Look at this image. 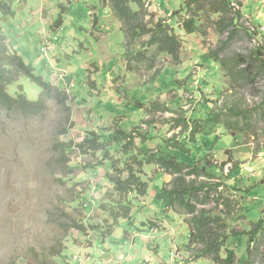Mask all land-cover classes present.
Here are the masks:
<instances>
[{
    "label": "rangeland",
    "instance_id": "rangeland-1",
    "mask_svg": "<svg viewBox=\"0 0 264 264\" xmlns=\"http://www.w3.org/2000/svg\"><path fill=\"white\" fill-rule=\"evenodd\" d=\"M0 1L14 12L0 7L1 43L57 89L35 117L0 110V264H215L184 258L204 247L189 242L199 216H220L227 229L210 230L241 233L237 258L264 264V225L249 233L264 222V72L253 55L264 44V0H230L222 13L213 12L221 0H142L181 39L179 62L145 50L148 36L127 47L101 0ZM192 16L198 31L189 34L183 22ZM136 52L145 60L129 67ZM19 86L33 102L43 93L21 77L9 94ZM92 132L110 151L73 147L62 165L54 145ZM118 133L132 138L107 142ZM170 153L189 165L181 174L157 163ZM130 173L148 192L134 195L122 219L130 194L112 179ZM172 190L187 192L189 206L157 197Z\"/></svg>",
    "mask_w": 264,
    "mask_h": 264
},
{
    "label": "trees",
    "instance_id": "trees-1",
    "mask_svg": "<svg viewBox=\"0 0 264 264\" xmlns=\"http://www.w3.org/2000/svg\"><path fill=\"white\" fill-rule=\"evenodd\" d=\"M103 6H108L113 15L118 19L119 22L122 23L121 30L123 31L126 38V46L130 48L136 47V42L142 40L143 37L148 36L149 40L144 43V49L149 50L152 47H156L159 53H165L170 55L173 60L179 62V54L182 48L181 39L172 34V27H170L166 20L163 19H155L153 15L149 16V13L144 11V3L142 0H101ZM197 0H192L195 3ZM198 2V1H197ZM137 5V10H134L132 4ZM219 7H214V13H222L226 11L225 7H230V0H221L219 2ZM188 8H191L192 4H187ZM0 7L3 9V13L5 15H13L14 12L10 6L7 5L6 2L0 1ZM211 7V6H209ZM212 9V8H209ZM149 16V20H144L146 16ZM195 17L189 18V20L183 22L184 30L193 34L198 31V26L196 24ZM234 33L232 32V35ZM2 29L0 27V110H4L6 113L11 114L13 111L18 112L26 117H35L37 115L43 114L47 111V101L52 97V94L57 89L48 82H45L44 79L35 74L34 68L29 65L17 52H11L9 49L1 43L2 41ZM232 37V36H231ZM4 42V39H3ZM129 57V53L127 54ZM254 58L260 63V71L264 72V44L260 48H257L253 53ZM145 54L141 52H136L134 56L128 61L129 67H131L132 62H136L140 59L145 60ZM225 65V64H224ZM223 65V67H225ZM21 77H28L38 86L43 89V93L41 94L38 101L33 102L30 101L27 95L24 92L23 86H19V92L16 97H13L9 94L8 88L19 82ZM58 94V93H56ZM59 96L62 94H58ZM73 126H71V129ZM70 131L65 132L62 131L61 135H66ZM132 133H118L111 136L110 140L107 142H116L119 144L124 141V139L132 138ZM107 138V139H109ZM100 136H98L95 132L90 134H85V138L82 142H78L76 144H71L69 142L60 141L56 143L53 147V152L59 153V160L62 161V165H66L68 163L67 157H69L73 147H76L78 151H87V153L91 151L100 152L104 151V143L101 142ZM106 142V143H107ZM180 149V148H175ZM110 150L106 148L104 156ZM85 153V155L87 154ZM177 154L176 152H174ZM174 153L168 154V157H164L162 159L157 160V163L165 168L171 174H181L184 167L189 166L188 164L180 161V158ZM187 158V157H186ZM141 164V162H139ZM103 165L101 162L99 166ZM72 171V170H71ZM116 190L122 195H129L128 201H124L123 204H120V207L125 208V212L120 216L122 219H129L131 217V207L128 206V202L132 201L134 195L145 197L148 192L147 183L142 180L141 176H138L134 173H130L126 180H121L120 178L112 179ZM187 192L183 194L177 193L172 190L170 192L161 191L158 193V198L163 199V195H169L173 197L170 201V205L172 201H177V199L182 198L183 204L187 207L189 206L188 201H185ZM177 196H179L177 198ZM194 207L191 208L190 213H194ZM204 212V211H203ZM202 212V213H203ZM206 214V213H205ZM208 219V216H199L194 218L190 223L194 225L197 229L198 234L190 233L189 242L191 245H195L196 243L203 244L204 247L197 252L190 247V252L195 253V259H210L215 264H246L248 262L247 256L244 259H238V247L236 244L241 245V233H238L233 228H231L230 233L227 232L222 237L219 233L213 230H210L209 224L214 223L221 230H226L228 224L224 223L220 216H217L212 221ZM262 225H264L263 221H259L255 224V229L249 232L252 236L258 235V232L261 231ZM72 229H76L79 232L83 231L82 224H75L71 226ZM230 229V228H228ZM212 231V232H211ZM260 233V232H259ZM250 239V242L252 241ZM224 251V255L222 251ZM62 248H60L59 253H62ZM58 254V253H57ZM247 255V253H246Z\"/></svg>",
    "mask_w": 264,
    "mask_h": 264
},
{
    "label": "crops",
    "instance_id": "crops-1",
    "mask_svg": "<svg viewBox=\"0 0 264 264\" xmlns=\"http://www.w3.org/2000/svg\"><path fill=\"white\" fill-rule=\"evenodd\" d=\"M184 253L187 255V256H184V255H183V256H184V258H186V260H188V259H189V256H190V254H191V252H187V251H186V252H184ZM184 253H183V254H184ZM190 260L192 261L193 259H190ZM153 261H157V260H156L155 258H153ZM191 261H189L188 263H190Z\"/></svg>",
    "mask_w": 264,
    "mask_h": 264
}]
</instances>
